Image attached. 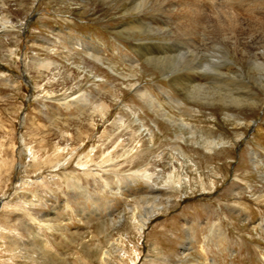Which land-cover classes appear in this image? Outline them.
<instances>
[{"label":"rangeland","instance_id":"rangeland-1","mask_svg":"<svg viewBox=\"0 0 264 264\" xmlns=\"http://www.w3.org/2000/svg\"><path fill=\"white\" fill-rule=\"evenodd\" d=\"M104 1L0 0V264H264V166L252 156L264 161V106L225 91L227 104H199L149 52L203 64L229 53L248 70L240 50L264 47V0H200L198 24L193 0H137L168 26L157 33L130 25L133 0ZM140 86L194 130L168 123ZM192 131L227 145L208 153ZM146 170L153 188L137 178Z\"/></svg>","mask_w":264,"mask_h":264},{"label":"bare ground","instance_id":"bare-ground-1","mask_svg":"<svg viewBox=\"0 0 264 264\" xmlns=\"http://www.w3.org/2000/svg\"><path fill=\"white\" fill-rule=\"evenodd\" d=\"M142 1H144V0H142ZM129 2H130V0H129ZM198 2H200V0H193V2H185V4H187L185 8H187L188 10H191V11L193 10L192 11V17L193 16L196 17V18L193 17L192 22L196 21V23H194V24H198L199 22H201V20H199L198 17L201 16V13L204 10L201 2L200 3H198ZM178 6H180V5H178ZM147 8H146V6H143L142 9H139V2L137 0H133L130 3V9L133 12L138 13L139 15L136 18L135 24L132 23L130 25H135L136 26L135 28H147V33L156 32V31L157 32H163L165 29H167L168 26H162V23L158 22L157 17L155 18L153 15H150V17L147 18L144 16L146 14V10H150V7L148 9ZM153 9H155V7ZM139 31H141V30H139ZM142 34H146V33H142ZM158 44H160V43H158ZM248 44L249 43H247L246 45H248ZM79 46L87 48L88 50L91 51L90 47H88L84 43H79ZM238 46L239 45L237 44L236 49H239ZM137 48L138 47H136V49ZM139 48L142 50L143 53H145V57H147L148 54L145 52L146 48H144V47H139ZM143 48H144V50H143ZM168 49H169V47H168ZM257 50H259V51H257ZM153 51L156 52L155 54H157L159 56L157 58L158 63L154 66L157 70H160V72H161L160 74H162L164 77L173 76V78L175 80H177L175 83V86L177 88L176 90L177 91L183 90V92L189 93V94H191V92H192L191 95H192L194 101H196L198 103L199 102L205 103L202 101V100H204L203 96L209 97L213 94H217L216 97L213 96L215 98L214 100L218 101L220 103L226 102V104H227V101L224 100L225 98L220 95L221 91H225V92L229 93L228 97L233 98L234 101L241 100V99H238L241 97L247 98L245 105H248L249 107L255 108V107H263L264 106V98L262 96H259L258 91H257V89H259L260 91H264V56H263L264 55V47L262 49L261 48L256 49L257 52L254 51L252 53V56L251 55L248 56L247 50L246 51H245V49L240 50L241 54L244 55L242 58L247 59L246 61L249 64L248 70H245V68H242V66L237 64L232 58L228 57L229 53L227 55H225V57L223 56L224 58H220V59L208 57L207 58L208 62L204 63L205 64L204 65L201 61L199 63H197L195 60L193 61L191 59L189 61L183 60L184 63H182V61H181V63H180V61L177 62L176 59L170 60L171 58L170 59L167 58L168 60H166L164 57L169 56V54H167V53H169V51L166 53V51L163 50V46H161V45H159V46L151 45V47L149 48V52H153ZM92 53H94V52H92ZM160 55H161V57H160ZM233 55H235V54H233ZM92 57L96 61L103 64V61H102V58L100 55H93L92 54ZM188 57H189V55H188ZM214 65L216 67L213 68L212 66H214ZM177 68L178 69L180 68V70H178ZM211 68L213 70L217 69L218 73H216L215 71H213L211 73V70H210ZM204 76L207 78V79H205V81H203L201 78ZM135 90L138 92L137 95L140 97V99L142 101H144L146 104H148L155 112H158L160 115H162L166 119V121L168 123H170L172 126L176 127L179 130H184V129L194 130L193 127H191L189 123L185 122V120L177 119L174 116L170 115V112L162 106V104L157 100L156 97H154L151 94V92L147 88H143L140 86V87H137ZM181 94H182V91H181ZM166 98L169 99L173 103L176 110H181L182 107L184 106L183 105L184 102L181 99L175 98L169 94L166 95ZM223 103H221V104L223 105ZM224 105H225V103H224ZM231 116L233 118V115H231ZM177 138L184 140L186 137L181 132L179 135H177ZM190 138L195 139L193 141L194 144H197V145L203 147L208 153H211V152L213 153V151L215 149H219L220 147L227 145V142L221 137H219L218 140H216L214 138L205 139L204 142L200 143L196 140L195 133L193 132L192 136ZM252 156H253V160L255 162V165L259 164V162H260L259 155L255 151H252ZM140 173L141 174H139L137 178L140 179V177H141L142 179H145L144 181H145L146 185L150 188H153L154 185H153V183H151V181L153 180L154 174H149V172L147 170L142 171ZM173 175H174V172H173ZM179 188H180V186H179ZM170 204H172V203H170ZM163 207L164 206H161V207L159 206L158 208L161 209ZM153 210L150 211L151 215H153V213H156L155 212L156 210L155 211H153ZM147 216H149V214ZM147 216H145V217H144V215L140 216L141 219H140V222H138V223H140V227H139L140 231H144V228H145V226L148 222V219H149V217H147ZM190 231L192 232V230H190Z\"/></svg>","mask_w":264,"mask_h":264},{"label":"crops","instance_id":"crops-1","mask_svg":"<svg viewBox=\"0 0 264 264\" xmlns=\"http://www.w3.org/2000/svg\"><path fill=\"white\" fill-rule=\"evenodd\" d=\"M196 231H198V230H196Z\"/></svg>","mask_w":264,"mask_h":264}]
</instances>
